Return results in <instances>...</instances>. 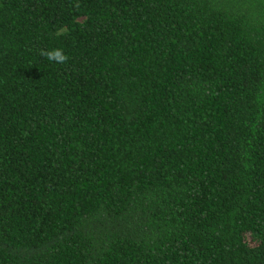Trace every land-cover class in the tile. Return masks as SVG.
Listing matches in <instances>:
<instances>
[{
    "label": "trees",
    "instance_id": "trees-1",
    "mask_svg": "<svg viewBox=\"0 0 264 264\" xmlns=\"http://www.w3.org/2000/svg\"><path fill=\"white\" fill-rule=\"evenodd\" d=\"M0 264H264V0H0Z\"/></svg>",
    "mask_w": 264,
    "mask_h": 264
},
{
    "label": "clouds",
    "instance_id": "clouds-1",
    "mask_svg": "<svg viewBox=\"0 0 264 264\" xmlns=\"http://www.w3.org/2000/svg\"><path fill=\"white\" fill-rule=\"evenodd\" d=\"M47 59L55 63H64L67 60V56L64 54L62 49L55 48L44 53Z\"/></svg>",
    "mask_w": 264,
    "mask_h": 264
}]
</instances>
